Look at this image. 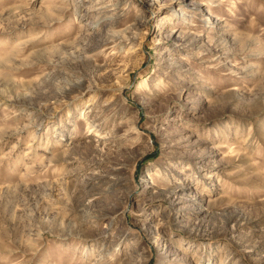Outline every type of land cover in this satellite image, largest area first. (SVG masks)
I'll return each mask as SVG.
<instances>
[{
  "label": "rangeland",
  "instance_id": "rangeland-1",
  "mask_svg": "<svg viewBox=\"0 0 264 264\" xmlns=\"http://www.w3.org/2000/svg\"><path fill=\"white\" fill-rule=\"evenodd\" d=\"M0 264H264V0H0Z\"/></svg>",
  "mask_w": 264,
  "mask_h": 264
},
{
  "label": "bare ground",
  "instance_id": "bare-ground-1",
  "mask_svg": "<svg viewBox=\"0 0 264 264\" xmlns=\"http://www.w3.org/2000/svg\"><path fill=\"white\" fill-rule=\"evenodd\" d=\"M82 64V63H81ZM80 65V64H79ZM79 80H80V78H79ZM91 127V126H90ZM93 127V126H92Z\"/></svg>",
  "mask_w": 264,
  "mask_h": 264
}]
</instances>
